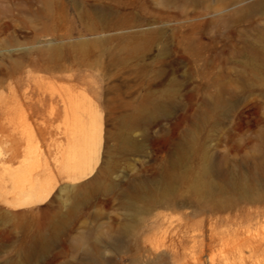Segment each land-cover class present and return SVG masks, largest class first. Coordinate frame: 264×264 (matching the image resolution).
Listing matches in <instances>:
<instances>
[{"label":"rangeland","instance_id":"374dc122","mask_svg":"<svg viewBox=\"0 0 264 264\" xmlns=\"http://www.w3.org/2000/svg\"><path fill=\"white\" fill-rule=\"evenodd\" d=\"M216 95L229 111L208 113L195 136L213 155L253 156L264 0H0V264H264V197L242 205L259 215L238 236L222 237L227 227L213 228L228 213L108 188L161 180L165 149ZM80 165L86 175L69 176ZM48 172L50 196L18 206Z\"/></svg>","mask_w":264,"mask_h":264},{"label":"bare ground","instance_id":"6f19581e","mask_svg":"<svg viewBox=\"0 0 264 264\" xmlns=\"http://www.w3.org/2000/svg\"><path fill=\"white\" fill-rule=\"evenodd\" d=\"M136 111L139 114L143 113L141 107ZM227 111H229V103L221 95L212 96L206 101L199 120H194L189 125L183 133V137L177 139L171 149H165L167 159L160 172L161 180L155 182L147 178L120 179L111 181L108 188H125L127 191L138 193L141 195L142 203L156 201L155 193H157L173 207L180 204L186 206L195 201L199 213L207 214L215 210L218 213H228L224 219L217 218L213 230L219 226H225L227 230L216 231L217 235L221 234L222 237H226L234 234V236H238L240 231L239 229L233 230L234 226L242 225L244 221L251 222L259 215V212L248 211L242 205L261 203L260 200L264 197V145L253 144L251 146L253 156L243 155L237 158L238 156L231 157L224 153L213 155L207 144L201 142V138H197L193 132L201 125L206 124L202 118L206 117L208 113ZM129 119L131 116L125 117L122 122L123 127L127 128ZM122 141L127 149L137 150L138 146L135 145V141L130 138H123ZM231 147L239 152L244 150V146L240 143ZM30 153L29 150L24 151V161H29ZM103 172L106 177H109L112 170L107 168ZM84 175H86V171L83 169V165H80L78 171L69 176L79 179ZM47 178L43 179L41 173L32 177L28 185L21 188L16 194V204L32 206L45 201L54 189L56 181L50 172H48ZM98 182L99 180L95 179L86 185H97ZM98 186L104 187L100 184ZM235 211L237 213L234 214ZM110 247L117 251L123 246L119 239H114Z\"/></svg>","mask_w":264,"mask_h":264}]
</instances>
